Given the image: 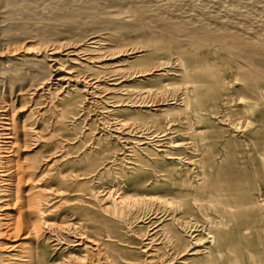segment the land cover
<instances>
[{
	"label": "rangeland",
	"instance_id": "rangeland-1",
	"mask_svg": "<svg viewBox=\"0 0 264 264\" xmlns=\"http://www.w3.org/2000/svg\"><path fill=\"white\" fill-rule=\"evenodd\" d=\"M185 1L8 0L0 5V52L10 57L17 54L12 49L21 45L26 48L22 49V57L29 58L39 53L41 46H48V49L53 44H70L88 35L121 37L101 44L115 54L101 60L113 70L99 78L64 62L66 70L72 71L75 77L59 82L47 72L44 77L50 78L41 79L37 77L40 71L37 68L7 69L3 66L7 58L0 61V106L8 104L13 112L22 110L19 122L28 131L26 139H22V164L32 159L47 163L36 170L35 180L46 199L43 206L47 209L46 218L56 223L58 229L44 228L38 233L35 247L43 257L41 264H58L71 254L85 256L83 264H184L181 262L185 256H197L192 255V251L181 256V251L170 244L167 232L162 229V226L170 227L174 217L192 218L181 205L189 186L181 187L179 180L186 178L187 185L189 183L192 188L205 186L199 176L183 171L182 164L194 159L203 163L205 172L209 165L218 161L217 168L223 170V188L248 193L251 190L264 201V67L256 86L242 82L237 68L246 66L243 59L234 57L226 63L216 48L218 42L225 41L227 46L230 44L264 57V50L247 45L234 29H229L233 34L219 24L221 19L227 18L230 6H237L239 11L251 10V15L257 17L264 16L261 15L264 14V0ZM246 3L249 7L245 9ZM143 4L148 14L133 13L134 8H144ZM73 6L77 10L71 9ZM195 8L200 9V16L195 14L198 19L179 30L174 40L156 50L144 46L142 37L162 32V21L179 25L183 13L191 15L197 11ZM16 9L19 14L26 15H19L17 24L8 22L9 14L16 13ZM52 9H61L59 13L55 11L62 14L60 20L52 16L55 13ZM69 10L81 13L73 28L60 25L71 12ZM92 12L94 14H90ZM45 23H54L57 31L51 32ZM8 28L9 35L3 32ZM217 29L227 33L218 34L225 38L220 36L212 45H191L190 35H215ZM10 49L8 54L6 50ZM192 52L207 59L215 71L211 88L203 85L200 92L185 90L182 86L183 67L178 56ZM134 55L141 57L133 60ZM79 56L84 58L86 53ZM160 62H165L168 73L159 81L152 76L158 73ZM145 69L150 71L140 72ZM146 73L149 79L144 77ZM12 74L22 77L15 78ZM201 77L205 83L208 81ZM96 81L100 85L116 83L115 89L108 92L91 88V93L82 94L73 91L74 87L85 89L86 83L93 85ZM187 94L189 103L185 105L183 97ZM71 98L76 106L69 110ZM199 118H203L201 122ZM202 176L206 178L205 173ZM66 186L68 202L60 203L55 191ZM214 187L211 184L209 188L214 190ZM32 190L26 186L25 193ZM92 190L100 199L112 191L116 196L131 194L149 204L147 207L137 202L123 207L119 204L113 213L114 205L109 200L97 202ZM170 192H173L176 207L155 198L168 197ZM204 194L200 192L202 199ZM104 207L108 209L103 210ZM245 214L249 223L258 226V216L264 217V206L261 210L248 206ZM196 216L197 226L202 228L205 237L213 215L197 212ZM32 221L38 220L32 218ZM67 222L87 230L90 237L86 238L85 248L69 246L73 237L60 228ZM241 226L242 221L237 219L227 231L235 237V231ZM68 241L70 244H64ZM263 242L259 231L249 239V243L256 246H264ZM204 246L213 248L215 244Z\"/></svg>",
	"mask_w": 264,
	"mask_h": 264
},
{
	"label": "bare ground",
	"instance_id": "bare-ground-1",
	"mask_svg": "<svg viewBox=\"0 0 264 264\" xmlns=\"http://www.w3.org/2000/svg\"><path fill=\"white\" fill-rule=\"evenodd\" d=\"M6 1L8 0H0V5H2ZM172 1H182V0H172ZM174 3L176 4V2ZM178 3L180 4V2ZM192 5L195 6V4L193 3ZM157 6L161 7V5H157ZM247 6L248 5L246 3V6H244L245 9ZM230 7L231 9L227 8L228 9V11L226 12L227 18L221 19L220 22L218 21L219 24L222 25V28H224L226 31L227 30L229 31V29H234V33H236L247 45L259 47L262 50H264V16L257 17V15H255L256 16L255 17L254 15H251L250 12L251 10L239 11V9H236L237 6H233L235 8H232V6ZM199 8L198 9L195 8L197 11L196 12L194 11V13L191 15H187V13H185L186 15L184 16L183 13V17L179 19L180 20L179 25H172L174 23L169 24V21L168 23L165 22V24H163V21L162 22L160 21L163 25L162 32L160 31L159 34L153 36H147V37L143 36L142 39L144 42V46L148 49L151 48L152 50H156L157 47L162 46L165 43L168 44L169 42L174 40V38L176 37V33L179 34L178 33L179 30L186 28L189 23L193 22L194 19H198L197 16L199 15L198 13H200ZM71 9L77 10V8L75 7ZM53 10L54 9H52V12ZM74 10H69L71 12L68 13L65 19L63 18L62 22H60L61 23L60 25L62 27L64 26L68 28L74 27V24H76L75 21L77 20L78 16H80L79 14H81L78 11H74ZM55 11L57 10H54V12ZM60 11L57 12L59 13ZM132 11L133 13L138 15L140 14L146 15V13L148 14V11L145 9V6L144 8H136V9L134 8ZM13 12L9 14L8 16L9 21L8 20L7 21L17 24L16 21L18 20V18H20L19 15H23L24 13L19 14V12H17V9L15 11L16 13ZM90 14H94V13L92 12ZM171 14H173V12ZM195 14L198 15L195 17ZM52 16H54V18H58V20H60L59 18H62L61 13L59 15L55 12L54 15ZM217 16L220 17V15ZM102 19L105 20V17ZM199 21H197V23ZM49 23L48 24L45 23V24L49 25L50 31L55 33V31H57L56 30L57 27L52 25L54 23L52 24ZM125 23L128 24L131 22L125 21ZM205 26L203 27V30L206 28ZM217 28H219V26ZM217 30L218 31L215 30V32L218 33L215 35H211V34L206 36L190 35L189 40L191 42V45L194 44L212 45L213 42L215 43L220 36H224L225 38V35H218L220 29ZM10 31L11 30L8 28L3 32L9 35ZM231 31L233 33V30ZM221 32L222 34L225 33L224 30L223 31L221 30ZM230 35L233 36L232 34ZM114 38L120 39L121 37H117L113 35H109L107 37L88 35L87 38H78L70 44H62V43L53 44L51 45V48L48 49H47L48 46L47 47L41 46L39 48L40 52L29 58L22 57V49L25 50L26 48L22 47L21 45L18 46L16 49H12L13 51L17 52V54H15V57H10V55H7L4 52L3 53L0 52L1 53L0 61L4 57L7 58L5 61H3L4 64L3 66L4 68L7 69H12L14 67L19 70H22V68H26V67L37 68L38 70H40L39 76L37 77L38 78L40 77L41 79L46 75L47 72L50 73L49 75L51 76V78L52 76H56V80L59 82L62 80H70L71 77L73 78L74 74L71 73L72 71L66 70L67 68L66 66H64V62H68L70 64V67L79 68L81 70L88 71L90 73H93L97 78H99L101 74L109 73L112 72L113 70L110 69V65L104 64L101 60L106 56L114 55L115 52L112 53L109 52V48L106 45L101 46V44L105 40L113 41ZM218 43L219 44H216V48L217 51L218 50L221 51L222 59L224 60V62L229 63L230 61H232V59H234V57H239L243 59L246 66L245 67L239 66V68H237L238 78L242 82L245 81L256 86L258 79L261 77L262 74L261 68L264 67V57L257 56L254 53H250V51L248 52L242 49L241 50L237 49L235 47L230 46V44L229 46H227L225 45V41L224 43H221V41ZM6 51L9 54L11 49ZM80 53H86V56H84V58H80L79 56ZM58 55L59 56L61 55V58H58ZM140 57L141 55H134L133 60H138L137 58ZM178 61L181 67H183L181 70V74H182L181 80L183 81L182 86L184 85L183 88L185 90L188 89L189 91L192 92L194 91L200 92L203 85H207L208 87L211 88V85L213 84L211 82L213 80L215 71L213 67L207 62V59L201 57L196 52L195 53L192 52L188 54L184 53L183 56H178ZM164 65L165 62H160L157 65L158 73L154 75L153 72L150 73L151 75H153L152 77L160 81V78L162 76L167 75L168 70H166ZM149 71L150 69H145L140 72L145 73ZM147 75H149V73L144 74V77L146 79H149L146 77ZM12 76L15 78L22 77L21 74L19 75L12 74ZM201 76L208 78V81H206L205 83V81L201 79L202 78ZM48 77H44V78L47 79ZM115 84L116 83L109 84L110 86L100 85V82L96 81V83H94L93 85H89V83L87 85L86 83V85L84 86L85 89L81 87L80 88L74 87L73 91L75 94H82L85 92L91 93L92 91L90 92L89 90L91 88L93 89L102 88L110 92L115 89L114 86ZM186 84L189 85L190 87H188ZM72 99L74 98H71V100H69L68 102L69 110H72L76 106V102ZM183 103L185 105H188L189 103L188 94L183 97ZM0 108H2L0 109V264H41L42 262H44L43 257L40 256L39 251L35 247L36 242L38 240V233L41 232V230L44 228L51 231H56L58 229L56 223L49 222V220L46 218L47 209L43 208V206L46 204V199L44 198L42 191L38 190V186L36 185L37 183L35 180L37 176L36 170L40 169V167L43 165L47 166V163H40L41 160L37 159L35 161L32 159L28 164L25 165L22 164V160L20 157L22 155V139L25 140L28 134V131H26L24 124L22 125V122L21 123L19 122V119L21 117L20 115L22 114L21 113L22 110L13 112L12 111L13 109H11L12 107H10V105L8 104L4 106H0ZM202 119L203 118H199V122H201ZM217 163L218 161H215L214 165H209L208 172H205V170H203L204 165L199 159L197 160L194 159L193 162H187V163L185 162L182 164L183 171H186L188 173L191 172L192 174L195 175V177L199 176V179L201 181H204L205 186H202L200 188H192L189 183L187 185L186 178L184 179L181 178V180H179V182L180 181L182 182L180 183L181 187L183 186V188H186L187 186H189V190L183 196L181 205L185 209V213H187L189 217L192 218L182 219L179 217L178 218L174 217L170 221L171 224L170 227L162 226V229L167 232L165 233L168 235L170 239V244H175L174 246H176V248L179 249V252L181 251L179 253L181 254V256H183V254H186L188 251H192L191 253L192 255H197L189 258L185 256L182 260L183 262L181 263L264 264V246L261 247L260 244L259 246H256L254 244L249 243V239L251 235H253V233L255 234V232L258 231L262 233V238L264 241V217L258 216L259 217L258 220H260V224L258 226H255L254 223L248 222L249 217L247 216V214H245L246 207L248 206L252 207V209L261 210V207L264 206L263 204L264 201L259 200L251 190H249V192L251 193H248L243 191L242 192L233 191L232 189H227V187L223 188L222 186V184L224 183V178L222 177L223 170H219V168H217L216 166ZM202 173L206 174L205 179L202 176ZM27 181H30L32 183H27ZM211 184H214L215 186L214 190L209 188ZM26 186H30V188L34 190H32L29 194H26L25 193ZM68 191L69 189L67 186L59 187L55 191V194H57V198L60 203L68 202V200H66L65 198L67 194L66 192ZM201 191L205 193L204 195H206L204 196L203 199L201 198L200 195ZM91 194H93V197L97 202H100L102 200H106V201L109 200L114 205L113 213L117 211V206H119V204H121V207L128 206V204L133 202H137L139 206H144V207H147L149 204L148 201L144 199H137L135 197H132V195L128 193H125L124 195L121 196L120 195L116 196L112 191H109L106 197H104L103 199H100L98 196H96L95 195L96 192L93 190L91 191ZM155 198L159 201L162 200L165 201L167 204L171 205V207H176L174 206L175 201H174L173 192H170L168 197L157 196ZM10 206L13 209H9ZM107 209L108 207L103 208V210H107ZM197 212H204L208 215L211 213L213 215L212 220L209 221L210 229L207 231V233H205L206 234L205 237L204 234H202L201 232L202 228H199L197 226V223L199 222L198 219L195 218L197 217L196 216ZM32 218H37L38 221L34 223L32 221ZM237 219H240L242 221V226L240 227L239 230L235 231L236 236L234 237L227 230L228 227L231 226L232 223ZM252 221H254V218L252 219ZM60 228L64 230L68 235H71L73 237V240L70 241L71 244L69 243V241L67 243L63 242L64 244H70L69 246H78L85 248L86 238L90 237V235L88 234L85 228L70 222L63 224ZM106 236L110 237V235H106ZM58 243H61V241H58ZM203 244L204 245L215 244V246L213 248L212 247L210 248L208 246H204ZM262 244H264V242ZM200 246L203 248H197ZM85 259H86L85 256L71 254L65 260H63L61 263L58 264H64V263L83 264Z\"/></svg>",
	"mask_w": 264,
	"mask_h": 264
}]
</instances>
